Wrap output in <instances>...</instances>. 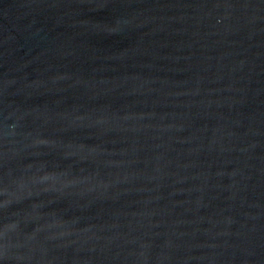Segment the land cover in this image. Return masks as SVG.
Listing matches in <instances>:
<instances>
[{
  "label": "water",
  "instance_id": "obj_1",
  "mask_svg": "<svg viewBox=\"0 0 264 264\" xmlns=\"http://www.w3.org/2000/svg\"><path fill=\"white\" fill-rule=\"evenodd\" d=\"M0 264H264V0H0Z\"/></svg>",
  "mask_w": 264,
  "mask_h": 264
}]
</instances>
